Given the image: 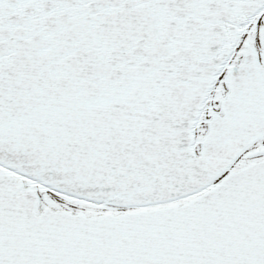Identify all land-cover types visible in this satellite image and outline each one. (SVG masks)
I'll return each mask as SVG.
<instances>
[{"label": "snow or ice", "instance_id": "snow-or-ice-1", "mask_svg": "<svg viewBox=\"0 0 264 264\" xmlns=\"http://www.w3.org/2000/svg\"><path fill=\"white\" fill-rule=\"evenodd\" d=\"M0 264H264V0H0Z\"/></svg>", "mask_w": 264, "mask_h": 264}]
</instances>
